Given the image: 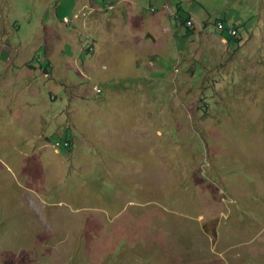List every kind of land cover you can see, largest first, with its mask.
I'll use <instances>...</instances> for the list:
<instances>
[{
	"label": "rangeland",
	"instance_id": "374dc122",
	"mask_svg": "<svg viewBox=\"0 0 264 264\" xmlns=\"http://www.w3.org/2000/svg\"><path fill=\"white\" fill-rule=\"evenodd\" d=\"M138 1L161 10L137 8L129 27L106 31L63 22L69 0H0V54L61 69L35 79L56 111L48 123L2 106L0 91V264L225 262L222 230L208 238L176 213L192 200L222 212L235 173L253 163L264 174V0ZM95 102L91 119L77 113ZM124 128L133 139L119 148L94 136ZM66 134L73 148L62 152Z\"/></svg>",
	"mask_w": 264,
	"mask_h": 264
},
{
	"label": "crops",
	"instance_id": "0c3cea01",
	"mask_svg": "<svg viewBox=\"0 0 264 264\" xmlns=\"http://www.w3.org/2000/svg\"><path fill=\"white\" fill-rule=\"evenodd\" d=\"M127 1H131L132 5L126 3ZM168 1L163 0V6H165ZM132 6L135 7V10ZM137 8L139 9V17L148 14V11L157 12L161 10V8L158 9L153 5L145 7L138 0H69L67 9L61 14L63 15L61 20L67 23L70 22L68 24H70L71 27H74L79 20L83 26H93L96 24L101 27L100 29L103 30V28H105L107 31L109 25L112 24L110 26L112 27L115 21L116 26L121 24L123 27H129L131 19L137 16ZM112 35L117 37L119 36V32L114 30ZM120 37L123 38V36ZM101 39L108 40L104 36L101 37ZM44 57L46 56L44 55ZM0 62L4 63V69L7 71V73L0 75V84H4L0 85V91H3L5 93L4 96H6L1 105L4 107L19 108L22 114L26 113L25 116L28 115V117H31L36 124H42L43 122L48 123L49 119H52L56 115V111L53 105L42 97L40 86L35 83V79L38 71L43 73L44 69H47L49 76L50 74L52 75L55 72L61 71V69L58 68L54 70V61L49 57H46L45 60H40L38 69L35 65V58L32 53L24 51L10 50L3 52L0 54ZM83 63L84 65L87 64L86 62H82V65ZM60 64L61 66L67 64L65 58ZM15 70L16 72H14ZM43 75L44 77H48L45 73H43ZM96 87L97 86H95L94 90H97ZM0 97L3 99V96L0 95ZM57 97L58 95L56 92L51 93V100H56ZM83 101L85 104H88L87 100ZM13 104L16 106L14 107ZM102 104L101 102L92 103L86 106V110L77 113L83 114L91 119L94 109ZM23 105L28 107L31 112H26ZM123 122L124 121H120V125ZM97 126V123L91 124V127L94 129ZM124 129L123 131L110 129L107 136H104L107 131L98 130L95 131L98 134L94 132V136L98 139L102 137L101 139L104 140L109 137L112 146L117 144L116 147L119 148L123 141L133 139L131 134H128V130L126 128ZM61 136L62 135H59V138L56 140L61 139ZM46 137L48 136L46 135ZM130 148L132 154V146H130ZM60 151L62 150L60 149ZM118 155L119 154L116 153L113 154V156ZM115 158L117 157H114V159ZM127 161H129V159H127ZM116 163L120 164V161L117 159ZM260 170L261 165L258 166L257 164V166H254L253 163H251L240 172L235 173L237 180L236 183L234 182L230 185L229 193L225 188L222 190L225 192L223 201L225 207L228 205V209L225 208L222 212L215 210L207 211L200 207L199 203L195 205L196 202L192 200L189 202L190 206L188 207L191 210H185L188 211L187 213H181L184 211L176 213L179 215L180 219L184 217L185 221L188 220L189 222L190 220H195L196 223L194 228L196 227L197 232L205 228L207 230L206 232H208V238L211 232L217 235L220 234V229L222 230L223 245L222 249L219 250V252L221 250L223 251L225 257V259H223L225 262L222 261V264H264V174L260 173ZM243 172H246L247 176L243 175ZM188 214H191V217H188ZM176 218L178 217L176 216ZM185 235L182 236V240L186 239L184 238ZM236 236H239L238 239ZM186 237L187 240H189L188 236ZM187 242L189 243V241ZM190 243L192 242L190 241ZM232 246L237 249L239 248L238 255L233 252ZM246 252H248V258L247 256L245 258ZM198 262L199 260H190L184 264H198Z\"/></svg>",
	"mask_w": 264,
	"mask_h": 264
},
{
	"label": "trees",
	"instance_id": "16d2710c",
	"mask_svg": "<svg viewBox=\"0 0 264 264\" xmlns=\"http://www.w3.org/2000/svg\"><path fill=\"white\" fill-rule=\"evenodd\" d=\"M187 13H189V12H187ZM175 19H178V21L181 22L182 25H184L185 27H189L187 25V21H188L189 18L188 17H184V15L181 14V11L179 12V10H178ZM220 29H221L220 30L221 31L220 33H221L222 37L225 38L227 40V42L230 43L232 46L238 47V45L240 44L241 38H239V35L237 34V30L235 28H233V27H227V25L225 24V20H222V19H221ZM232 30H236V33L235 34H232L231 33ZM45 71H47V73H49L47 69H45ZM125 80H129V79L127 78ZM125 80H123V81H125ZM141 81L142 80L140 78V79L137 80V83L138 82H141ZM126 83L129 84V82H126ZM112 87L114 89H116V88H122L123 89L124 87L127 88L126 85H122L121 82L120 83H114V84H112ZM97 91L100 92L101 89L98 88ZM72 139L73 138L70 135H68V134L62 136L60 140H62L63 142L67 141L69 143V145L68 146H64L63 145V146L60 147V149L62 151H64V152L71 151L72 150V147H73L72 146Z\"/></svg>",
	"mask_w": 264,
	"mask_h": 264
},
{
	"label": "built area",
	"instance_id": "2783aa9c",
	"mask_svg": "<svg viewBox=\"0 0 264 264\" xmlns=\"http://www.w3.org/2000/svg\"><path fill=\"white\" fill-rule=\"evenodd\" d=\"M231 33L232 34H235L236 33V30H232ZM56 143L59 144L60 147L63 146V145L64 146H68L69 145V143L67 141L63 142L61 140L60 141H56Z\"/></svg>",
	"mask_w": 264,
	"mask_h": 264
},
{
	"label": "clouds",
	"instance_id": "9594fccd",
	"mask_svg": "<svg viewBox=\"0 0 264 264\" xmlns=\"http://www.w3.org/2000/svg\"><path fill=\"white\" fill-rule=\"evenodd\" d=\"M220 26H221V22L219 23V27H218V28H220ZM39 61H40V60H39ZM44 72L47 73V71H45V69H44ZM47 74H48V73H47ZM96 89L98 90L97 87H96ZM59 140H60V139H59ZM56 141H57V140H56ZM56 141H55V142H56ZM61 141H62V140H61Z\"/></svg>",
	"mask_w": 264,
	"mask_h": 264
}]
</instances>
